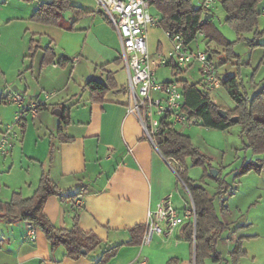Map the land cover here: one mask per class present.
<instances>
[{
	"label": "crops",
	"instance_id": "1",
	"mask_svg": "<svg viewBox=\"0 0 264 264\" xmlns=\"http://www.w3.org/2000/svg\"><path fill=\"white\" fill-rule=\"evenodd\" d=\"M19 1L0 0V23L4 22L0 25V77L6 84L0 87V102L12 91L28 93L31 81L36 88L34 93H26L25 103L43 100L47 91H54L57 96L47 100L37 115L30 116L39 120L38 128H46L39 138L42 144L36 142L33 153L25 151L29 128L26 117L24 133L18 140L23 142L18 153L19 170L13 172L15 145L9 153L11 159L7 160V154L0 160L4 164L0 167V199L9 201L14 192L32 196L41 176L48 173L61 188V195H51L45 202L44 213L51 223L59 229H71L78 224L84 231H94L102 242L98 253L72 258L62 245L52 250L41 227L36 225L35 237L26 240L29 221L0 216V262L96 264L104 250L121 244L105 264H138L137 260L142 258L148 264H194L195 249L184 234L185 226L167 236L155 234L148 244L129 242L133 238L132 228L143 225L146 230L148 212L155 210L167 194H173L179 212L186 205L180 202L183 195L177 193L179 181L175 171L145 137L136 115L128 112V75L120 58V38L97 0H70L85 11L65 13L73 26L71 30L32 19L40 4L50 0ZM258 7L261 15L264 0ZM209 12L214 16L213 10ZM47 47L55 53L50 61ZM170 47V41L158 39L157 45L149 49L152 53L167 52ZM192 67L177 77L171 67L172 75L163 81L185 78ZM93 78L111 81L114 86L96 95L87 87ZM200 80L201 77L197 82ZM63 107L68 122H64L62 114L61 123H45L46 112ZM7 167L4 174L9 180L3 176ZM185 190L188 192L186 187ZM75 199L82 204L78 211L73 207ZM223 220L228 226L229 221L225 217ZM222 239L231 251L236 244L233 236Z\"/></svg>",
	"mask_w": 264,
	"mask_h": 264
},
{
	"label": "trees",
	"instance_id": "2",
	"mask_svg": "<svg viewBox=\"0 0 264 264\" xmlns=\"http://www.w3.org/2000/svg\"><path fill=\"white\" fill-rule=\"evenodd\" d=\"M50 1V3L44 1L40 4L32 15L33 20L71 30L73 26L66 19L65 13L67 11H74L77 14L85 12L79 6H74L70 0ZM218 1L226 11V21L239 36L254 30L257 33L256 37L264 34V29L258 30L260 16L258 6L262 0ZM149 2L160 12V26L165 30L173 29L180 32L190 44L197 40L200 33H206V30H210L214 37L220 35V31L212 23L211 18L202 20L203 11L199 6H195L192 0H149ZM53 51L51 47L46 48L49 61L54 58ZM61 61H68V59H61ZM178 81L183 87L185 98L183 109L198 116L201 119V125L225 130L232 124L239 123L242 126V136L248 139V145L256 153L264 152V86L250 95L247 91L241 90L237 74L222 78V87L227 89L236 104L231 110H226L225 115H221V106L213 101L211 93L200 90V82L189 83L185 79ZM113 86L111 81L105 82L94 78L87 82V87L96 95H102ZM62 111L64 122H68L66 108L63 107ZM234 117L238 120L234 121ZM60 130L62 131L61 127ZM155 141L159 151L166 158L173 157L181 160V168L177 170L176 175L178 181H182L187 188L196 209V221L188 222L184 228V234L190 239L195 249V264H206V258L219 261L222 255L218 251L217 244L227 225L218 216L213 198L206 188L188 177V168L185 165L187 157H191L195 165L205 164L208 162L207 157L196 147L190 135L178 131L177 128H162L156 135ZM51 195H61V188L48 173H44L32 196L23 197L20 192H14L9 201L0 199V216L26 220L41 227L52 250L62 245L67 255L72 258L84 255L83 250L86 251L85 254L94 252L102 242L94 231H84L78 224L71 229H59L51 223L44 213L45 202ZM132 232L133 238L129 242L135 241L142 244L145 227L135 226ZM120 245L104 250L96 264H105ZM240 247V240H238L231 250L233 264H238L239 258L244 255Z\"/></svg>",
	"mask_w": 264,
	"mask_h": 264
},
{
	"label": "rangeland",
	"instance_id": "3",
	"mask_svg": "<svg viewBox=\"0 0 264 264\" xmlns=\"http://www.w3.org/2000/svg\"><path fill=\"white\" fill-rule=\"evenodd\" d=\"M13 1L9 0L10 3ZM15 1L18 2L19 0ZM20 3H23V0ZM192 3L199 6L198 0H192ZM212 10L214 16L211 19L220 31L219 37H214L210 30H206V33L198 35L197 40L192 43V47L204 51L208 50L212 54L213 61L218 65V71L222 78L237 74L241 90L247 91L249 94L255 93L264 86V34L256 37L257 33L254 30L239 36L226 21V11L220 3H216ZM149 11L152 13L159 12L155 5H151ZM261 15L259 16V31L264 29V17ZM0 25H4V22H1ZM158 39H162L166 43L170 41L162 26H156L151 31L149 46L153 48L157 45ZM171 71V67L161 68L157 74L158 79L160 81L165 80L172 75ZM185 74V78L182 79L191 83L197 82L201 77L196 66ZM96 77L99 78V76ZM175 77L177 76L175 75ZM1 85L2 87L6 86L0 77V87ZM30 86L28 93L26 92L29 95L34 93L36 84L31 81ZM26 93L22 94L24 98ZM211 97L224 110H231L236 104L225 87L212 92ZM35 101L37 100H33V102ZM51 107L52 105L49 104V109ZM17 110V104L0 102V130L3 129L0 132V139L9 125L13 124L18 129V124L13 123ZM80 114H84V111ZM30 116L29 113L27 115L29 128H27L28 132L25 135V151L27 153H33L36 142L39 146L42 144L39 138L40 136L43 137L46 130L45 126L38 128L39 120H32ZM45 116V123H61L62 121V117L55 114L52 109L46 112ZM176 128L178 131L192 136L193 143L207 157L208 161L205 164L195 165L192 158L187 157L185 165L188 168V177L206 188L208 194L213 198L220 219L224 221L225 217L229 221L217 244L218 251L222 255L221 259L215 261L212 258H206L205 263L233 264L230 248L228 245L222 244V238L233 236L236 243L240 240V248L244 251V255L239 258L238 264H264V152L256 153L248 145V139L242 136V126L239 123L232 124L225 130L210 128L201 124L177 125ZM47 129L49 130V128ZM22 144V141L15 143L17 153L13 157L16 165L13 172L18 171L21 167L20 154L18 153ZM3 157V154H0V160ZM7 158L10 160L11 155L9 154ZM3 165L0 164V167H4ZM213 170L218 171L216 176L212 175ZM7 172L8 167L3 171L5 180L10 179L4 174ZM183 185V182L180 181L177 193L183 195L180 202H183L182 205L185 206L191 202V199ZM98 252L97 249L92 253ZM4 263L0 262V264Z\"/></svg>",
	"mask_w": 264,
	"mask_h": 264
},
{
	"label": "built area",
	"instance_id": "4",
	"mask_svg": "<svg viewBox=\"0 0 264 264\" xmlns=\"http://www.w3.org/2000/svg\"><path fill=\"white\" fill-rule=\"evenodd\" d=\"M217 2L218 0H198V5L203 11L202 20L205 19V13L211 11ZM97 4L119 35L120 58L128 75V112L136 115L145 137L157 147L155 137L162 128L200 125L201 119L198 116L183 109L185 98L178 79L160 81L157 71L161 67L171 66L174 75L179 76L191 66H196L201 73L200 90L212 93L222 86V77L212 54L208 50L192 47L180 32L173 29L165 30L171 42L169 50L152 53L148 45L149 30L160 26L161 17L149 11V0H97ZM54 95V91H47L43 100L30 103H25L23 95L19 92L12 91L5 95V102L18 105L13 123L19 127L16 129L13 124L9 125L2 133L0 154L10 153L16 141L22 137L27 115H37L39 109ZM166 160L178 174L181 160L173 157ZM172 196V193L167 194L155 210L148 212L142 244L150 243L155 234L167 236L186 226L188 222L196 221L193 200L181 213L174 206ZM73 207L78 211L82 208L81 201L75 199ZM35 230L36 225L30 222L26 240L35 237ZM137 263L148 264V261L142 258L137 260Z\"/></svg>",
	"mask_w": 264,
	"mask_h": 264
},
{
	"label": "water",
	"instance_id": "5",
	"mask_svg": "<svg viewBox=\"0 0 264 264\" xmlns=\"http://www.w3.org/2000/svg\"><path fill=\"white\" fill-rule=\"evenodd\" d=\"M212 16H213V14H212L211 12H206L205 15H204V18H205V20H207V19H210ZM220 111H221V115H225L226 110L221 109ZM54 113H55V114H58V115L61 116V115L63 114V111H62L61 108H57L56 110H54ZM233 120H234V121H237L238 118H237V117H234ZM215 171H216V172H215ZM217 174H218V171H217V170H213V171H212V175H213V176H216ZM83 253L85 254L86 251L83 250Z\"/></svg>",
	"mask_w": 264,
	"mask_h": 264
}]
</instances>
